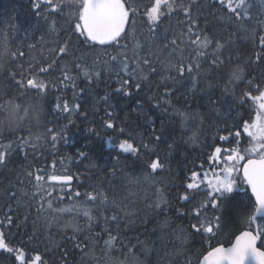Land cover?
<instances>
[{"label": "trees", "instance_id": "trees-1", "mask_svg": "<svg viewBox=\"0 0 264 264\" xmlns=\"http://www.w3.org/2000/svg\"><path fill=\"white\" fill-rule=\"evenodd\" d=\"M213 1L177 0L178 7L171 13L162 8L153 24L148 12L155 0H126L135 13L129 12L122 33L126 47H117L85 42L75 31L77 15L70 13H78L80 0H62V13L43 15L37 13L50 5L34 11L33 0H0V48L7 45L16 52L0 60L6 61L0 66V127L23 126L19 133L0 135L5 155L0 165V234L7 245L0 247V264H17L8 254L15 247L25 252L26 261L39 254L40 264H134L132 257L136 264H197L209 249L229 244L239 233L249 213L246 196H225L215 209L206 198L199 208L206 199L186 185L192 172L209 165L219 137L249 120L252 101L244 94L264 89V19L256 13L238 24L221 16L223 10L206 5ZM189 4L194 26L180 10ZM165 29L167 48L157 38ZM60 47L66 52L60 53ZM112 55L126 61L134 74L117 73ZM217 57L222 63H214ZM181 59L183 77L169 66ZM48 65L47 72H39ZM29 79L44 82V101L35 97L40 89L31 88ZM45 107L52 131L45 128L48 137L37 145L31 135L44 129L37 125ZM177 112L188 113V121L182 122ZM30 124L31 135L26 130ZM124 141L137 153L123 152L119 145ZM153 161L162 162L163 168L153 172ZM53 175L71 176L73 182L53 185ZM37 176L44 178L38 181ZM192 193L198 195L191 205L181 199ZM74 204L80 207L68 211ZM197 211L200 218L221 217L214 236L191 227ZM165 220L167 226L161 228ZM262 239L258 247L264 250Z\"/></svg>", "mask_w": 264, "mask_h": 264}, {"label": "snow or ice", "instance_id": "snow-or-ice-1", "mask_svg": "<svg viewBox=\"0 0 264 264\" xmlns=\"http://www.w3.org/2000/svg\"><path fill=\"white\" fill-rule=\"evenodd\" d=\"M221 5H225V0H219ZM41 4L50 5L51 7L44 8L41 12H38L37 15H43L44 12H53V13H62L63 12V4L62 0H56L53 3V0H33V10L41 8ZM254 5H258L254 9ZM79 11L78 13H70L73 15H77V22L75 23V31L78 32L81 36L84 37L85 42H92L93 44L99 45H115L117 47H126V45L121 44L122 33H124L125 25L129 23V12L135 10L131 9L130 6L126 7V0H80L79 3ZM178 7L177 0H155V4L151 6L150 12H148L149 20L156 24V21L159 19L161 15L162 8L165 12L171 13ZM226 7L230 12L236 14V17L239 19L241 17L249 18L254 16L256 13H264V0H227ZM191 5H187L185 7L180 8L181 11L184 12L185 17L191 22V25H195V18L189 15ZM237 9H241V11L237 12ZM250 9H254V11H250ZM46 18V17H45ZM264 23V21H260ZM188 32H192V26H189ZM126 38V34H125ZM159 40L163 42V47L167 48L169 46V36L168 30L165 29L163 32L159 33ZM199 35H197V39H199ZM207 41L208 37H204ZM211 42V41H209ZM172 44H175V40L171 41ZM261 45H264V36L260 37ZM221 45L219 43L216 44V48L219 49ZM17 51H19L17 49ZM60 53L66 52V47H60ZM175 51V49H173ZM9 55L15 56L16 52H11L7 45H4L3 48H0V60L6 59ZM20 56H23V52H19ZM257 59H262L260 56ZM111 61L117 62L115 65V70L117 73L123 71L126 75H133L134 73L129 70V64L126 61H118L116 55L111 56ZM144 63H148L147 60ZM214 63H222L217 57L214 60ZM183 59H181L177 65H169L170 67L175 66L180 76L185 75V67ZM195 68L200 67V62L196 61L194 64ZM52 67V65H48V67H41L39 72H47L48 68ZM79 67V65H78ZM188 79L191 85V89L196 88V80L191 76L193 72V62L189 61L188 67ZM85 75H89L87 71H85ZM237 78H240V73L235 74ZM68 76H65V79H68ZM28 85L33 89H40L38 93H36L35 97L44 101V82L36 81L29 79L27 81ZM128 80H123V84H127ZM139 88V84L136 85ZM119 92L120 89H117ZM225 91H228L227 88ZM124 95H128V92H124ZM248 100H251L253 104L257 105V113L254 121L249 124H244V131L247 133L249 137H251V147L249 149H245V154L241 155L238 152L237 148L228 147L224 148L225 155L223 156V161L230 162L227 163L226 166L217 171L215 167L211 170L213 172L214 179H209L208 171L203 173V179L197 182L198 173H191V181L186 185L187 190L197 189L200 184L207 182V188L209 191L205 193L207 199L211 200L212 208H217V201H221L222 198L225 197L226 193H231L237 187V179L234 173H240L242 171L243 183L247 184L252 192V195L255 197V207L254 212L250 216L245 218V223L251 227L252 225L257 223V217H264V89L259 90L258 95H252L250 92L244 94ZM11 101V100H10ZM211 102V98H209ZM245 101H241V104H244ZM57 108H60V105H56ZM68 105L65 102L63 111L67 112ZM46 114L42 121L38 122L39 127L46 128L47 131L51 132L52 128L48 127L51 124V120L47 115V109L45 107ZM111 115V113H109ZM177 115L181 118V121L186 123L189 119V114L185 112H177ZM238 126V125H237ZM33 126L30 124L26 129L31 135V128ZM108 128H112V123L107 124ZM241 133L239 131L235 132L234 142L238 143V137H240ZM52 141L57 139V135L53 134L51 136ZM161 137L159 135L156 136V140H160ZM221 141H227L228 137L220 136ZM233 141H229L232 143ZM11 145H6L5 148H10ZM109 147H112L111 142H109ZM147 147V145H145ZM119 148L126 153H137V148L133 147L132 144L127 141L122 142L119 145ZM221 148L216 147L213 157L209 158V163H212V160L215 159L216 163L219 164L221 162ZM81 155L83 153L81 152ZM245 155H247V162L242 166L238 165V161L244 160ZM5 163V155L4 152H0V165ZM163 163L159 161H153L150 164V167L153 172H155L158 168H163ZM222 173V175L220 174ZM43 176H37L36 179L42 180ZM51 180H61L63 179L66 182H70L72 177H59L53 175L50 177ZM240 191H244L241 187ZM201 191H204L201 189ZM73 193L69 192V199L72 198ZM75 196L79 197L81 195L80 192H75ZM89 200H95L91 193H85ZM198 193H192L191 195L185 194L181 197L183 201H186L189 205L193 203ZM63 197L61 196V199ZM207 199L205 201H201L199 205L196 207L203 208L207 203ZM80 207L79 204H74L72 208L68 209V211H72L73 209H78ZM126 210V209H125ZM189 214L191 215L192 209H188ZM87 215V212L85 213ZM183 215V213H182ZM202 215L201 212L197 211L195 215L191 216V219L195 220V223H192L191 227L197 232L203 231L205 234H212L213 236L216 234L213 231V227L210 226V223L215 222L217 228L219 227V221L221 219L220 216H215L214 221H209L206 214H204V218H200ZM112 221H116L118 223V217L116 215H112L110 218ZM9 223H11V218H8ZM168 221H163L159 226L162 228L167 226ZM74 227V225H72ZM261 231L258 234H253L252 231L246 230L243 231L241 235L237 236L235 239V244L230 248L223 247H215L213 250L209 251L206 256L203 258V264H264V251H260L257 248V241L264 237V225H259ZM75 230V229H74ZM183 241L181 240V243ZM3 238L2 234H0V247H3ZM80 260L83 258L84 246L80 247ZM23 254L21 253V256ZM39 260L40 257L37 256L35 258ZM104 259L107 261L110 257L105 253ZM132 260L135 262V257H132Z\"/></svg>", "mask_w": 264, "mask_h": 264}, {"label": "flooded vegetation", "instance_id": "flooded-vegetation-1", "mask_svg": "<svg viewBox=\"0 0 264 264\" xmlns=\"http://www.w3.org/2000/svg\"><path fill=\"white\" fill-rule=\"evenodd\" d=\"M226 3H227V0L225 1V5H221L219 3V1L209 2L206 5L207 6L214 7L217 10H219V9L220 10H223V11H219V13H220L221 16H227L230 20H234L238 24H246L248 22V20L251 18V17H249V18L241 17V18L238 19L236 17V14L235 13L230 12L228 10V8L226 7ZM255 7H258V5H254V9H255ZM254 9H250V11H254ZM239 11H241V9H237V12H239ZM259 17L261 18V15H259ZM256 95H258V94H256ZM250 105H252V106H251V108L248 111L249 120L248 119L243 120L241 122V125H240L241 128L240 129H238V130H232L231 132L228 133V135H225L226 137H228V140L227 141H221L220 139H218V141L216 142V144L211 148L210 153H212V154H211L210 157H213V154L215 152V148L216 147H220L221 148V154H220V156H221V162L219 164H217L216 161H215V159H213L211 164L209 163L208 166L200 169L199 172H197L199 174L198 177H197V182H199L200 180L203 179V173L205 171H208L209 179H214L213 172H212L211 169L213 167H215L217 169V171H219L220 168H222L223 166H226L227 163H230V162L223 161V159H222L223 156L225 155V153H224V148L225 147H228L229 149H231L233 147L234 148H237L239 154H241V155H244L245 154V149H249L251 147V143H250L251 137H249L247 135V133L244 131V124L245 123L251 124L254 121L258 109H257V105L252 104V103ZM237 131H239L241 133L240 137L236 138V139H238V143L234 142L235 132H237ZM229 141H233V142L232 143H229ZM247 159H248V157H247V155H245V159L238 161V165L241 166V168H242V166L247 162ZM220 174L222 175V173H220ZM234 175L236 176V179H237V187L233 190V192L226 193L225 196L232 197V196H235V195H238V194H242L241 196H246L248 198V200H249L248 202L250 204L249 213L247 214V216H250L254 212L255 203L252 200V198H251V196H250V194L248 192V189L245 186V183H243V179L241 177V172L240 173H234ZM241 187L244 189V191H240L239 190V188H241ZM201 189H203L204 191H201ZM196 191L199 194H202V197L203 198L202 197H200V198H202V200H205L207 198L206 195H205V193L207 191H209V189L207 188V182L200 184L199 188H197ZM259 225H264V219H257V223H256V226L257 227L256 228H255V225H252L251 227H249L245 223V221H244V224L242 226V229L239 231V233H241L243 231H246V230H250V231L253 232V234H258L261 231V228L259 227ZM210 226L213 227V231L214 232L217 230V228L214 227L212 225V223H210ZM239 233H237L236 235H238ZM200 234H202V235H209L211 237L213 236L212 234H205V233H203V231H201ZM2 238H3V244H4V246H7L6 243H5V241H4V235L3 234H2ZM233 238L230 240V242L233 240ZM262 240L263 239L261 237V239H259V243ZM15 248L17 249L16 252H8V254L12 253L14 255L13 258L16 261L17 264H40L41 260L40 259L39 260H36L35 259L36 256H38V254H35L34 257L29 258L28 261H26V257L27 256H26L25 252L21 248H19V247H15ZM21 253L23 254L22 256H21Z\"/></svg>", "mask_w": 264, "mask_h": 264}, {"label": "clouds", "instance_id": "clouds-1", "mask_svg": "<svg viewBox=\"0 0 264 264\" xmlns=\"http://www.w3.org/2000/svg\"><path fill=\"white\" fill-rule=\"evenodd\" d=\"M4 63H6V61H0V66H2ZM21 130H23V126L20 124L8 126V127H0V135H4L6 133H12V134L19 133ZM47 137H48V132L45 129H42L31 135L33 142L37 145L43 144L46 141ZM62 227L64 228V230H68L67 225L64 224L62 225Z\"/></svg>", "mask_w": 264, "mask_h": 264}, {"label": "water", "instance_id": "water-1", "mask_svg": "<svg viewBox=\"0 0 264 264\" xmlns=\"http://www.w3.org/2000/svg\"><path fill=\"white\" fill-rule=\"evenodd\" d=\"M243 178V177H242ZM52 183H54V184H56V185H59V186H69V185H71V183H72V180L70 181V182H66V181H64L63 179H61V180H52ZM245 186L247 187V189H248V192H249V194H250V196H251V198H252V200L254 201V203H255V197L252 195V192H251V189H250V187L247 185V184H245ZM262 218H264V217H257V219H262ZM255 225V224H254ZM242 234V233H241ZM241 234H239V235H241ZM238 235V236H239ZM237 237V236H236ZM236 237H235V239H236ZM235 239L232 241V243L229 245V246H227V247H223V246H219V247H223V248H230V247H232L234 244H235ZM258 242H259V240L257 241V245L256 246H258ZM213 250V249H212ZM259 250V249H258ZM211 251V250H210ZM260 251H262V250H260ZM208 253V252H207ZM207 253L204 255V256H206L207 255ZM204 256H202L201 257V259L199 260V262H198V264H203V258H204Z\"/></svg>", "mask_w": 264, "mask_h": 264}, {"label": "rangeland", "instance_id": "rangeland-1", "mask_svg": "<svg viewBox=\"0 0 264 264\" xmlns=\"http://www.w3.org/2000/svg\"><path fill=\"white\" fill-rule=\"evenodd\" d=\"M256 8V7H255ZM258 15H261V16H264V13H258ZM209 219H211V218H208V220ZM209 221H214V220H209ZM212 225L214 226V227H216L217 228V226H216V223L215 222H212Z\"/></svg>", "mask_w": 264, "mask_h": 264}, {"label": "bare ground", "instance_id": "bare-ground-1", "mask_svg": "<svg viewBox=\"0 0 264 264\" xmlns=\"http://www.w3.org/2000/svg\"><path fill=\"white\" fill-rule=\"evenodd\" d=\"M72 180V179H71ZM72 182H73V180H72ZM72 184V183H71Z\"/></svg>", "mask_w": 264, "mask_h": 264}]
</instances>
